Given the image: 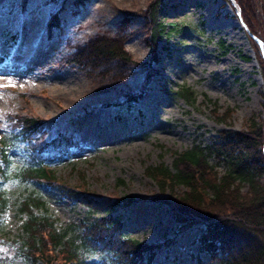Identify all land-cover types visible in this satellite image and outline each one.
<instances>
[{
	"label": "rangeland",
	"instance_id": "1",
	"mask_svg": "<svg viewBox=\"0 0 264 264\" xmlns=\"http://www.w3.org/2000/svg\"><path fill=\"white\" fill-rule=\"evenodd\" d=\"M24 1L0 0V139L9 135L8 115L21 114L45 121L43 140L61 133L75 145L51 167L66 192L7 185L0 264H42L12 257L8 248L11 239L21 236L25 216L17 214L15 202L32 188L43 195L57 229L79 224L89 214L82 192L105 204L132 197L138 202L115 214L121 215L129 238L163 244L152 264H208L197 250L199 229L178 234L170 205L151 200L173 202L179 188L162 192L147 170L171 166L176 152L197 142L209 144L220 130H239L251 116L264 121V64L259 59L264 45L243 25L236 2L163 0L157 19L177 30L156 49L151 90L127 107L117 104L144 83L142 65L150 52L143 15L154 0ZM54 13L58 25L49 31ZM117 35L132 63L141 66L102 74L72 62L73 51L89 39ZM221 42L230 46L225 53ZM178 85L193 91L194 103L164 92ZM13 158L21 163L18 151ZM166 240L173 244L164 245Z\"/></svg>",
	"mask_w": 264,
	"mask_h": 264
},
{
	"label": "trees",
	"instance_id": "2",
	"mask_svg": "<svg viewBox=\"0 0 264 264\" xmlns=\"http://www.w3.org/2000/svg\"><path fill=\"white\" fill-rule=\"evenodd\" d=\"M234 1L243 25L264 45V0ZM163 5V0H154L144 12L145 43L150 52L149 60L142 65L146 69L144 83L138 92L125 93L119 106L131 107L152 88L151 75L157 71L151 63L158 60L156 49L177 30L157 19ZM56 25L54 13L47 28L51 31ZM122 41L119 35L95 36L73 51L72 62L92 70L99 68L102 74L112 70L122 73L130 64L140 65L132 63ZM220 45L224 53L230 49L222 42ZM259 59L264 64L263 54ZM164 92L181 97L189 105L195 102L193 91L185 86ZM8 120L9 135L0 139V217L8 204L5 192L10 183L25 189L32 185L59 194L66 192V186L56 180L51 167L69 156L75 145L61 133L43 140L45 121L37 116L10 114ZM15 151L20 153L21 160L17 165ZM147 172L162 192L179 188L180 194L173 195V202H160L157 197L151 200L170 205L178 234L191 227L199 229L195 237L197 250L209 257L208 264H264L262 119L251 116L239 130H220L209 144L197 142L176 152L171 166L155 165ZM38 189L32 188L15 202L17 214L25 216L21 236L10 240L12 257L42 264H152L156 251L163 245L148 244L124 234L121 215L115 211L137 203L132 197H117L105 204L104 200L82 192L89 214L79 224L69 223L57 229ZM100 210L102 213L98 214ZM171 243L172 240H166L164 245Z\"/></svg>",
	"mask_w": 264,
	"mask_h": 264
},
{
	"label": "water",
	"instance_id": "3",
	"mask_svg": "<svg viewBox=\"0 0 264 264\" xmlns=\"http://www.w3.org/2000/svg\"><path fill=\"white\" fill-rule=\"evenodd\" d=\"M255 40H256V42L259 44V46H260V41L258 40V39H256V38H254Z\"/></svg>",
	"mask_w": 264,
	"mask_h": 264
},
{
	"label": "bare ground",
	"instance_id": "4",
	"mask_svg": "<svg viewBox=\"0 0 264 264\" xmlns=\"http://www.w3.org/2000/svg\"><path fill=\"white\" fill-rule=\"evenodd\" d=\"M150 90H151V89H150ZM87 114H88V113H87ZM208 259H209V257L207 256V260H208ZM207 260H206V261H207Z\"/></svg>",
	"mask_w": 264,
	"mask_h": 264
}]
</instances>
